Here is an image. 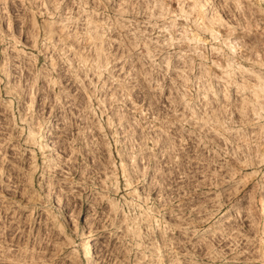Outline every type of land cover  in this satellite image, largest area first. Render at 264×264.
<instances>
[{
	"label": "rangeland",
	"instance_id": "obj_1",
	"mask_svg": "<svg viewBox=\"0 0 264 264\" xmlns=\"http://www.w3.org/2000/svg\"><path fill=\"white\" fill-rule=\"evenodd\" d=\"M264 0H0V264H264Z\"/></svg>",
	"mask_w": 264,
	"mask_h": 264
},
{
	"label": "bare ground",
	"instance_id": "obj_2",
	"mask_svg": "<svg viewBox=\"0 0 264 264\" xmlns=\"http://www.w3.org/2000/svg\"><path fill=\"white\" fill-rule=\"evenodd\" d=\"M263 202H264V199H263ZM93 245L94 244L91 242V240H85L83 244V251L86 255V261L88 264L90 263V261L95 259Z\"/></svg>",
	"mask_w": 264,
	"mask_h": 264
}]
</instances>
